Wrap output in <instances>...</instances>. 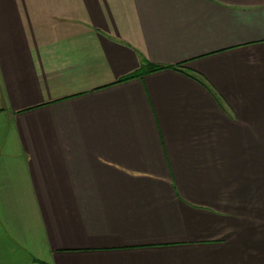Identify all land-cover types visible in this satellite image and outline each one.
<instances>
[{
    "label": "crops",
    "instance_id": "obj_1",
    "mask_svg": "<svg viewBox=\"0 0 264 264\" xmlns=\"http://www.w3.org/2000/svg\"><path fill=\"white\" fill-rule=\"evenodd\" d=\"M0 264H264V0H0Z\"/></svg>",
    "mask_w": 264,
    "mask_h": 264
},
{
    "label": "trees",
    "instance_id": "obj_2",
    "mask_svg": "<svg viewBox=\"0 0 264 264\" xmlns=\"http://www.w3.org/2000/svg\"><path fill=\"white\" fill-rule=\"evenodd\" d=\"M164 67H167V66H163V65H153V64H145L143 66V68L141 70H139V72H137L133 76L142 75V74H145V73L153 72V71L159 70V69L164 68ZM172 68L177 69L176 66H173ZM133 76H129L127 78H130V77H133Z\"/></svg>",
    "mask_w": 264,
    "mask_h": 264
}]
</instances>
